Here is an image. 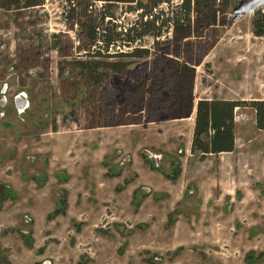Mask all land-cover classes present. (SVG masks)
Returning <instances> with one entry per match:
<instances>
[{"label": "rangeland", "instance_id": "obj_1", "mask_svg": "<svg viewBox=\"0 0 264 264\" xmlns=\"http://www.w3.org/2000/svg\"><path fill=\"white\" fill-rule=\"evenodd\" d=\"M181 1L162 3L154 11H165L166 18ZM225 2L224 24L206 39L215 45L196 66L193 101H241L235 109V149L203 158L194 154L187 162L188 134L174 136L171 146L176 147L158 164L172 172L171 163L178 160L177 180L150 173L154 183H145V166L138 164V173L127 151L115 145L104 162L99 158L88 166L87 194L77 203L72 197L66 213L54 217L51 213L66 194V179L55 175L50 156L41 159L42 132L112 124L108 131L120 142L123 129L134 127L126 125L158 116V111L124 114L122 108L143 62L150 63L151 79L156 55L168 51L163 50L165 43L160 51L153 50L157 40L151 35L127 42L125 28L141 15L137 3L46 0L21 10L0 8V97L8 85L7 101L0 105V112L6 111L0 119V186H5L0 196V264H150L149 259L156 264H264V130L257 127L252 105L264 100V36L255 35L253 25L256 11H264V0ZM92 25H97V45L86 35ZM171 30L159 40L171 39ZM108 36L115 44L107 46ZM135 46L151 50L142 57L128 54ZM78 61L88 67L81 70ZM106 62L127 66L118 73L101 66ZM92 64L108 74L102 76L101 87L94 83L99 75ZM21 92L31 104L18 113L14 97ZM146 148L135 159L151 165L153 155ZM123 172L130 182H144L127 199L123 193L130 182L117 177Z\"/></svg>", "mask_w": 264, "mask_h": 264}, {"label": "trees", "instance_id": "obj_2", "mask_svg": "<svg viewBox=\"0 0 264 264\" xmlns=\"http://www.w3.org/2000/svg\"><path fill=\"white\" fill-rule=\"evenodd\" d=\"M46 0H0V8L6 11L21 10L25 8L43 5ZM74 3L75 0H67ZM108 3H137L136 10H141L140 18L134 25L125 28L126 40L129 44L137 42L138 36L151 35L156 38V45L153 50L160 51L161 45L166 51L164 56L156 55V66L153 68L151 79L147 74L150 69L148 60L143 62V68L135 76L137 85L129 92L125 98L122 108L124 114L129 112H142L148 101V111H158V116L149 117L151 120L175 119L189 117L194 111L193 91L196 78V66L200 65L204 57L208 54L215 42L206 44V39L210 37V32L214 31L221 21V16L227 15L229 7L225 0H182L180 4L169 11L165 18V11H154L162 3L171 4L172 0H97ZM74 9H72L73 12ZM106 13L105 16H108ZM72 16V15H71ZM87 14L83 17L87 18ZM104 18V16H103ZM85 22V21H84ZM169 26H168V25ZM254 33L257 36H264V11H256L253 19ZM173 31L171 39L160 41L161 35L166 29ZM97 25H92L86 33L90 43L97 45L100 41L96 31ZM137 35L131 36L132 31ZM107 46L115 44V38L108 36L105 40ZM150 48L134 47L131 53L133 56H145L150 52ZM127 54V53H126ZM79 68L85 70L88 66L85 62L78 61ZM114 72L121 73L127 66L124 62H106L101 65ZM90 65L93 72H98V67ZM83 74V72H82ZM99 77H95L98 86L104 84L102 79L108 74L98 72ZM169 90V94L164 95V91ZM149 97L151 98L149 100ZM117 102L114 97L113 105ZM241 105V101L202 98L196 104V118L194 127V137L192 143V153L199 154L202 158L209 154H219L230 152L235 149V109ZM256 109V122L259 129L264 130V100L252 101ZM110 109V106H107ZM102 111L104 106L101 107ZM100 111V110H99ZM162 111H169L168 114H161ZM108 112V111H107ZM110 112H114L113 109ZM109 113L107 115H110ZM105 125V124H104ZM112 125V124H106ZM153 165V164H152ZM172 172L166 171L163 167H156L162 171L167 178L172 181L177 180L181 167L179 161L172 162ZM117 174V173H116ZM119 174V173H118ZM126 179L125 183H129ZM140 201L138 202V204ZM68 203L67 196H61L59 207L50 216L54 217L66 213ZM140 226V225H139ZM252 258V257H251ZM254 260V259H253ZM150 264H156L149 259ZM160 264V263H159Z\"/></svg>", "mask_w": 264, "mask_h": 264}, {"label": "crops", "instance_id": "obj_3", "mask_svg": "<svg viewBox=\"0 0 264 264\" xmlns=\"http://www.w3.org/2000/svg\"><path fill=\"white\" fill-rule=\"evenodd\" d=\"M0 105H3L1 100ZM14 106L16 110L17 108L15 103ZM146 111H148V104H146V107L141 113H146ZM4 112L6 111H3V113ZM35 115L37 116V111L36 113H32V118L35 117ZM195 118L196 105L190 118L185 117L175 119L151 120L148 122L142 121L138 124L133 125L129 124L126 126L134 127H131V129H129L128 131L126 129H123V138L121 141L119 140L120 142L114 140V138L111 136L112 133L108 131V128H110L109 125L106 126L104 124H97L96 126L89 127V129L73 126L72 128H66L64 130H57L56 132H54L53 130L51 132L43 131L42 136L44 137L42 140L45 141L43 144L44 154H42V156L40 157L41 159L44 158L43 160H45L47 156H50L52 163H54L56 167L54 171L55 175L56 173H59V178L66 179V182H64L63 186L66 190L65 196H67L68 193L67 203L69 206V203L72 204L73 202L72 197H76L74 199V202L77 203V201L79 200V196L81 194L85 195L88 192L86 190V187L88 185V166L93 165V163H98L99 158L101 162H104L105 156L112 152L115 145H122L123 149L127 151L129 161H133L134 170H136L138 173V164L141 167L142 165L143 167L145 166L144 168H142L148 175L145 183H154V181H152L150 178V173L152 174V177H164V173L158 168L155 169L153 165L159 167L158 163L159 161L161 162L164 155L167 156V153L171 152L173 148L176 147V145L171 146V140L175 138L174 136L180 137L184 136V134H188L186 138L187 144L185 147V157L186 161L189 162V156H194L191 149L194 137ZM21 119L23 120V118ZM188 120H191V122H189ZM32 121L34 122V120ZM117 132L114 133L117 134ZM45 133H50V135H44ZM136 133H139L141 137H134L133 135ZM47 140H49V142H46ZM141 147L151 148V150L146 148V150L151 151L150 154L153 155H150V158L152 160V162H150L151 165H147L144 160L139 161L138 159H135V155L138 154V150ZM159 148L164 149L165 153L158 151L157 149ZM126 151H122V153H126ZM231 152L232 151L222 152L220 154ZM210 155L211 154H209L208 156ZM35 157L36 155L33 156V158ZM183 158L184 157L181 158L182 162H184ZM35 159L37 160V158ZM38 159L40 158L38 157ZM104 172L106 173L107 171L105 170ZM125 174L127 173L123 172L117 177L121 178L122 176L125 181V179H127ZM111 180L113 181V179ZM95 182L98 181L95 180ZM142 183L144 182H140V180H132L126 186V191H124L123 193V198L127 199L128 197H131L137 190V188H139V184ZM115 185L116 184H114V186ZM116 189L117 188H115L114 190ZM130 200L132 201V198Z\"/></svg>", "mask_w": 264, "mask_h": 264}, {"label": "water", "instance_id": "obj_4", "mask_svg": "<svg viewBox=\"0 0 264 264\" xmlns=\"http://www.w3.org/2000/svg\"><path fill=\"white\" fill-rule=\"evenodd\" d=\"M7 86V85H5ZM21 99V100H20ZM20 100V101H19ZM21 102V103H20ZM28 102V99L24 98L23 96L21 95H18L16 97V104H17V107L20 109V108H25L26 107V103ZM5 190V186L4 185H1L0 186V196L3 195V191Z\"/></svg>", "mask_w": 264, "mask_h": 264}, {"label": "flooded vegetation", "instance_id": "obj_5", "mask_svg": "<svg viewBox=\"0 0 264 264\" xmlns=\"http://www.w3.org/2000/svg\"><path fill=\"white\" fill-rule=\"evenodd\" d=\"M4 88L7 90L8 85H7V86H4ZM6 90H3V89L1 90V93H2V94H1V97H0V98L2 99V100H1L2 103L5 101V100L3 99V96H5V97L7 98ZM4 93H5V94H4ZM17 96H18V94L15 95V97H14V103H15L16 108H17L16 111L19 112V111H18L19 108L17 107V104H16V97H17ZM23 97L27 99V98H28V95H27V94H23ZM20 100H21V99H20ZM20 100H19V101H20ZM28 100H29V99H28ZM6 101H7V99H6ZM29 102H30V101H29ZM20 103H21V102H20ZM24 112H25V111H24ZM4 115H5V112H4V113H3V111L0 112V119H2L1 117L4 116Z\"/></svg>", "mask_w": 264, "mask_h": 264}, {"label": "built area", "instance_id": "obj_6", "mask_svg": "<svg viewBox=\"0 0 264 264\" xmlns=\"http://www.w3.org/2000/svg\"><path fill=\"white\" fill-rule=\"evenodd\" d=\"M7 85V84H6ZM5 94V93H4ZM23 94H26L25 92H21V93H19L18 95H21V96H23ZM3 99L5 100L6 99V97L5 96H3ZM28 99V98H27ZM29 106H30V102H29V100H28V102L26 103V107L25 108H20V109H18V113H23L24 111H26L27 110V108H29Z\"/></svg>", "mask_w": 264, "mask_h": 264}]
</instances>
